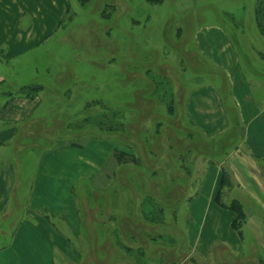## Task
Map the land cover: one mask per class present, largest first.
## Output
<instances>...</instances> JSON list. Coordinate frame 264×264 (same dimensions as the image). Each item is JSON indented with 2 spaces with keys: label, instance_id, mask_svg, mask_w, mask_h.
<instances>
[{
  "label": "rangeland",
  "instance_id": "1",
  "mask_svg": "<svg viewBox=\"0 0 264 264\" xmlns=\"http://www.w3.org/2000/svg\"><path fill=\"white\" fill-rule=\"evenodd\" d=\"M258 1L160 0L152 4L147 0H70L60 31L38 55L40 66L46 62V71L28 79L27 85H40L36 96L42 92L43 107L32 128L21 133L10 150L18 152L27 172L34 166L36 154L44 150L56 153L57 161L60 159L56 166L68 163L78 173L89 171L86 158L100 161L101 171L92 179L80 177L68 191L62 183V202L72 203L62 206V213L76 212L81 232V238L66 236V240L78 256L87 257L79 264H134V259L137 264H264V235L259 237L247 228L248 219H264V211L249 207V213L233 194H228L231 200L227 204L240 203L244 213L240 234L236 231L237 253L227 251L219 257L214 249L202 259L185 239L174 236L169 238L171 255L165 252L166 240L155 241L158 246L151 255L139 250L129 257L116 245L118 231L125 236L137 234L140 244L146 246L149 237L156 239V234L168 230L170 214L183 200L182 186L187 181L179 171L185 159L179 158L186 156L185 149L194 147L184 143L188 130L178 122L182 114L178 105L188 89L221 75L202 58L199 40L209 37L214 53L221 41L238 38L239 48L245 52L254 49V41L258 48L254 52L261 56L256 41H264L255 22ZM218 5L231 11L220 14L215 10ZM16 90L14 94H18ZM65 147H70L67 153ZM121 151L125 155L118 161L115 153ZM195 155V165L203 163ZM131 156L136 157L135 162ZM169 178H175L174 187L180 188H171ZM140 202L155 215L152 220H139ZM182 205L175 211L183 212ZM190 225L193 230L195 226ZM258 225L264 227V221ZM89 226L94 233L103 232L105 238L98 239L104 242L103 249V244L90 238ZM93 240L94 253L86 246ZM124 241L129 244L128 238Z\"/></svg>",
  "mask_w": 264,
  "mask_h": 264
},
{
  "label": "crops",
  "instance_id": "2",
  "mask_svg": "<svg viewBox=\"0 0 264 264\" xmlns=\"http://www.w3.org/2000/svg\"><path fill=\"white\" fill-rule=\"evenodd\" d=\"M69 2L0 0V264H79L87 260L86 256H78L71 242L66 240L81 238V232L76 224L77 213L72 214L70 210L66 215L62 213V206H72V203L62 202L61 190L62 183L68 191L78 178L86 175L92 179L101 171L100 161L94 162L91 158L87 161L86 158L89 171L78 173L77 168L68 163L56 166L60 161L59 157L57 161L56 153L42 149L44 151L36 154L34 166L27 172L18 152L10 150L17 143V137L32 128L31 124L44 104L42 92L27 98L14 96L13 91L17 89L18 92L21 86L30 83L29 78L46 71V62L40 66L38 55L43 54L41 49L60 31ZM215 10L223 15L231 11L219 5ZM203 23L207 22L203 19ZM215 27L221 29L222 26L216 23ZM236 40L221 41L217 53H214L209 37L199 40L202 58L220 70L221 75L188 89L178 105L182 111L178 122L186 125L188 130L184 143L194 146L185 149L186 156L179 158L185 159L179 171L187 181L186 187L182 186L184 198L175 209L181 204L185 209L181 213L172 211L168 230L156 234V239L149 237V231L146 246L140 244L137 234L129 233L126 237L122 232H116L117 248L126 256L131 257L139 250L151 255L152 249L158 246L157 240L167 241L163 247L171 255L169 238L173 239V236L179 241L185 239L202 259H207L214 249L219 257L227 251L237 253L239 235L231 228L235 215L215 201L223 172L229 185L221 190V202L227 204L233 194L249 213V207L264 211V41L256 39L262 53L259 56L254 52L258 50L254 41V49L245 52L239 48L240 40ZM26 75L28 77L24 79ZM69 148L63 149L67 153ZM201 148H205L204 152ZM191 149H195V153ZM195 154L203 158V163L195 165ZM77 159L82 156L78 155ZM174 179L169 178V185L177 190L180 187H174ZM222 193L227 196L222 197ZM141 203L139 220H152L155 215L149 214ZM248 220V230L263 238L264 227L258 224L264 219L254 216ZM190 224L195 226L193 230ZM92 228L89 226L90 238L97 239L99 246L103 244V249L104 242L98 241L105 238L103 232L97 230L94 233ZM127 238L128 245L124 241ZM94 240L86 243L91 252ZM99 252L103 253L102 250ZM137 262L134 259V264Z\"/></svg>",
  "mask_w": 264,
  "mask_h": 264
},
{
  "label": "trees",
  "instance_id": "3",
  "mask_svg": "<svg viewBox=\"0 0 264 264\" xmlns=\"http://www.w3.org/2000/svg\"><path fill=\"white\" fill-rule=\"evenodd\" d=\"M147 2L156 4L157 2H160V0H147ZM255 22L258 30L264 37V0H259L257 3V7L255 8ZM40 88H41L40 85H24L19 88L18 95H23L27 98H33L36 96ZM15 95L16 94H14V96ZM115 154H116V159L118 161L121 159L123 160L122 155H125L123 152L115 153ZM135 158L136 157L131 156L133 162H135ZM226 185H227V176L223 172L221 175L219 189L215 196V201L219 206L228 209L234 213L235 218L231 223V228L240 234V228L242 227V224L244 222V213L242 211V206L240 205V203L236 201H232L230 202V204L227 205L221 202V190Z\"/></svg>",
  "mask_w": 264,
  "mask_h": 264
},
{
  "label": "bare ground",
  "instance_id": "4",
  "mask_svg": "<svg viewBox=\"0 0 264 264\" xmlns=\"http://www.w3.org/2000/svg\"><path fill=\"white\" fill-rule=\"evenodd\" d=\"M16 208V205L13 206V210Z\"/></svg>",
  "mask_w": 264,
  "mask_h": 264
}]
</instances>
